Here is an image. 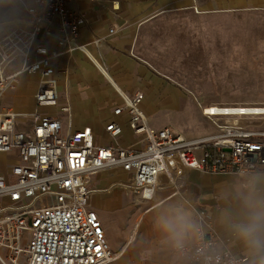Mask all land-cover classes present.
<instances>
[{"label": "built area", "instance_id": "built-area-1", "mask_svg": "<svg viewBox=\"0 0 264 264\" xmlns=\"http://www.w3.org/2000/svg\"><path fill=\"white\" fill-rule=\"evenodd\" d=\"M84 1L98 2L45 0L28 30L26 71L0 74V156L9 155L10 162L9 170L0 174V264H111L117 260L133 240L136 227L119 249L110 248L98 213L88 206L89 195L97 190L92 180L103 171L125 174L127 180L113 184L135 194L145 209L169 197L186 196L194 174L264 172V130L223 120L264 115L243 106L205 107L202 114L217 133L189 139L170 125L151 126L141 108V89L131 93L117 89L121 103L105 125L106 139L98 141L89 126L72 130L71 103L66 94L59 105L60 87L65 94L73 55L87 51L89 44L102 43L100 38L80 40L86 19L79 4ZM119 29L115 20L107 25L108 35ZM4 53L0 48V56ZM8 59L15 57L10 54ZM26 76L35 82H25ZM25 90L33 98L32 108L16 101ZM124 126L132 134L126 144L118 142ZM209 246L214 264H244L241 255L203 228L199 240L181 251L170 250L173 261L169 264H203L201 250Z\"/></svg>", "mask_w": 264, "mask_h": 264}, {"label": "crops", "instance_id": "crops-1", "mask_svg": "<svg viewBox=\"0 0 264 264\" xmlns=\"http://www.w3.org/2000/svg\"><path fill=\"white\" fill-rule=\"evenodd\" d=\"M79 6L86 19V25L81 30L80 40L88 42L93 38L101 39V44H89L88 48L107 70L109 75L106 80L111 78L127 93L141 89L144 92L141 108L149 118V115L162 111L159 104L166 96L171 95L177 102L185 96L178 87L170 84L166 77L155 74L147 62L134 55L139 27L169 10L195 9L200 12H212L259 9L264 8V0H98L97 3L84 1ZM111 20H115L120 26L114 35L107 33V25ZM79 53L76 52L71 58L67 91L64 94L61 85L62 96H60L59 105L63 104L67 94L72 108L70 128L77 130L89 126L96 139L103 141L108 137L105 125L114 118L113 109L121 103V98L118 92L117 95L113 92L112 95H107V82L110 81L106 82L104 78H98L95 67L85 57L83 59ZM82 59L81 68L76 69L72 74V69L79 68L78 63H81ZM63 61L64 59L61 58L60 64ZM107 91L109 92V90ZM29 97L33 102L31 93H29ZM113 101L116 103L114 107L112 106ZM50 111H56V109ZM80 113L92 115L97 119V122L85 121L77 124L75 118ZM105 113L107 115H104ZM199 114L203 119H206L200 111ZM120 120L124 124L125 116H122ZM226 122L249 130H264L262 128L264 118L257 116L232 117L227 118ZM167 125L170 124L165 123L158 128ZM124 127L123 134L118 138V142L122 144H126L132 139L130 130L128 127ZM216 133L217 131L210 134L204 133L199 138L210 137ZM115 173L119 174L115 177L125 175ZM257 173L264 175V172ZM192 177L194 184L186 196L169 197L148 209L144 207L137 211L134 205H138L131 202L120 204L122 206L118 208H106L101 203L93 202L92 195L94 194L114 195L116 190L120 195L123 194L126 197L130 192L122 186L113 184L120 180L109 181L106 185H101L102 173L93 178L92 186L97 190L89 195L88 206L98 213L110 248L112 250L119 249L128 238L132 228L136 227L133 240L117 259L118 261H114L113 264H169L172 262L171 248L161 243L162 236L155 221L158 215L173 207H181L190 211L205 232L210 230L223 245L241 255L244 264H248L249 257L243 246L232 236L227 225L222 222L225 210L238 206L234 185L241 176L215 173L194 174ZM130 212L135 214L131 217L128 215L131 214ZM139 223H141V230H137Z\"/></svg>", "mask_w": 264, "mask_h": 264}, {"label": "rangeland", "instance_id": "rangeland-1", "mask_svg": "<svg viewBox=\"0 0 264 264\" xmlns=\"http://www.w3.org/2000/svg\"><path fill=\"white\" fill-rule=\"evenodd\" d=\"M79 55L95 67L98 78L106 80V75L85 52ZM134 55L147 62L155 74L166 77L185 96L178 102L171 95L161 101L159 107L162 111L148 118L154 128L168 123L173 130L189 139L199 138L204 133L217 131L207 117L203 119L199 114L205 107L264 106V8L165 11L139 27ZM83 59L78 63L79 68L72 69V74L81 68ZM23 80L35 82L32 76ZM107 86V95H112V92L117 95L110 82ZM29 93L25 90L17 94L18 105L33 107ZM115 104L113 101L112 106ZM257 117L264 118V115ZM226 119L223 118L224 121ZM75 121L77 124L85 121L95 123L97 119L80 113ZM7 157L9 155L0 156V174L9 170ZM101 173V185L113 180H127L126 175L115 177L119 174L113 170ZM92 199L106 208H118L126 202L142 203V206L135 207L136 211L145 207V203L130 192L125 197L115 190L114 195L94 194ZM130 213L131 217L135 214ZM140 225L137 230H141Z\"/></svg>", "mask_w": 264, "mask_h": 264}, {"label": "clouds", "instance_id": "clouds-1", "mask_svg": "<svg viewBox=\"0 0 264 264\" xmlns=\"http://www.w3.org/2000/svg\"><path fill=\"white\" fill-rule=\"evenodd\" d=\"M45 0H0V74L12 71L21 75L27 69L28 30L38 18ZM13 55L15 59L9 60ZM238 198L236 208L225 210L222 222L239 241L248 255V264H264V175L246 170L234 185ZM161 243L181 251L202 235L200 223L193 214L181 207H173L156 217ZM203 264H214L211 246L201 250Z\"/></svg>", "mask_w": 264, "mask_h": 264}, {"label": "bare ground", "instance_id": "bare-ground-1", "mask_svg": "<svg viewBox=\"0 0 264 264\" xmlns=\"http://www.w3.org/2000/svg\"><path fill=\"white\" fill-rule=\"evenodd\" d=\"M87 56L97 65L99 66V68L101 69V71H103L105 73V75H109L107 70L103 67V65L99 62L98 58L94 55V53L92 52V50H90L89 48L87 49V51H85ZM110 77V76H109ZM107 78V77H106ZM108 81H110L112 83V85L114 86V88L117 90H122L119 87V84H117L116 82L112 81L111 78L107 79ZM210 108V107H209ZM209 108H206L207 110H209ZM246 110L249 111H255V112H261L264 113V106H246L245 107ZM142 203L137 204L138 206H140ZM142 206V205H141ZM134 207H136L134 205Z\"/></svg>", "mask_w": 264, "mask_h": 264}, {"label": "snow or ice", "instance_id": "snow-or-ice-1", "mask_svg": "<svg viewBox=\"0 0 264 264\" xmlns=\"http://www.w3.org/2000/svg\"><path fill=\"white\" fill-rule=\"evenodd\" d=\"M214 111V110H213ZM102 155H106V154H102Z\"/></svg>", "mask_w": 264, "mask_h": 264}, {"label": "water", "instance_id": "water-1", "mask_svg": "<svg viewBox=\"0 0 264 264\" xmlns=\"http://www.w3.org/2000/svg\"><path fill=\"white\" fill-rule=\"evenodd\" d=\"M226 150H228V149H226Z\"/></svg>", "mask_w": 264, "mask_h": 264}]
</instances>
